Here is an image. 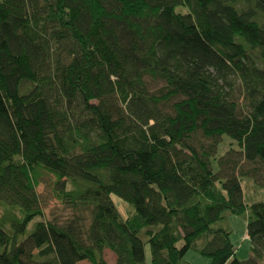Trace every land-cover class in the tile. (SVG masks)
<instances>
[{"label": "trees", "instance_id": "1", "mask_svg": "<svg viewBox=\"0 0 264 264\" xmlns=\"http://www.w3.org/2000/svg\"><path fill=\"white\" fill-rule=\"evenodd\" d=\"M243 177L264 184V0H0V264H145L144 239L151 264H262Z\"/></svg>", "mask_w": 264, "mask_h": 264}, {"label": "rangeland", "instance_id": "2", "mask_svg": "<svg viewBox=\"0 0 264 264\" xmlns=\"http://www.w3.org/2000/svg\"><path fill=\"white\" fill-rule=\"evenodd\" d=\"M223 141V146H217V157L223 154V152L226 150L224 148H226L230 142L229 138L225 135H223ZM212 163L215 169L216 161L212 160ZM53 181L54 177L52 175L42 174L41 178L39 179V184L37 185L36 190L40 195L45 217L48 219L56 217L57 220L64 221L70 216L71 211L69 208H66L54 197L52 192ZM240 183L243 192V199L246 203L264 201V184L259 185L258 183L254 182L253 179L247 177L241 178ZM111 199L120 214L122 216L126 215V208L128 205L115 195H111ZM221 224L231 229L230 241L234 246L235 256L239 259L247 258L249 256V241L246 236L244 217L237 214H228L226 220L222 221ZM31 229L32 223L28 225V231ZM144 252L145 264H151L150 247L149 244L145 241V239ZM102 256L106 262H111L112 259H114L112 252L107 249H104L102 251ZM183 259L188 264H206L208 262V259L206 257L198 254L193 249L188 250L184 255ZM78 264L91 263L87 260H82L78 262Z\"/></svg>", "mask_w": 264, "mask_h": 264}, {"label": "crops", "instance_id": "3", "mask_svg": "<svg viewBox=\"0 0 264 264\" xmlns=\"http://www.w3.org/2000/svg\"><path fill=\"white\" fill-rule=\"evenodd\" d=\"M108 250V249H107ZM110 251V250H109ZM111 252V251H110ZM113 254V253H112ZM251 255V253H250V251H249V256ZM113 256H114V259H112V261L111 262H107V263H111V264H113L114 262H115V255L113 254ZM248 256V257H249ZM80 262V261H79ZM77 264H78V262H77ZM262 264H264V260H263V262H262Z\"/></svg>", "mask_w": 264, "mask_h": 264}]
</instances>
